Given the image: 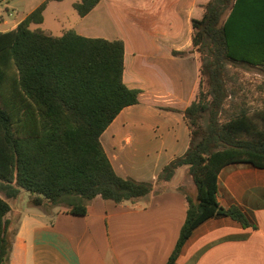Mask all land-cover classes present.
<instances>
[{
    "label": "trees",
    "instance_id": "obj_1",
    "mask_svg": "<svg viewBox=\"0 0 264 264\" xmlns=\"http://www.w3.org/2000/svg\"><path fill=\"white\" fill-rule=\"evenodd\" d=\"M99 1L78 0L73 8L84 17ZM46 5L0 31V264H8L13 244L9 201L22 192L33 206L83 216L98 196L122 204L153 189L117 175L101 143L121 111L140 103L141 91L123 80V42L32 29L43 23ZM191 26L201 66L196 97L180 111L189 147L162 168L157 183L187 166L197 197H187L185 223L166 264H176L207 219L247 225L240 210L218 202L223 167L246 162L264 169V97L256 106L240 82L242 69L264 76V0H210Z\"/></svg>",
    "mask_w": 264,
    "mask_h": 264
},
{
    "label": "crops",
    "instance_id": "obj_2",
    "mask_svg": "<svg viewBox=\"0 0 264 264\" xmlns=\"http://www.w3.org/2000/svg\"><path fill=\"white\" fill-rule=\"evenodd\" d=\"M65 1L38 0L12 22L0 17V31L14 29L44 2L43 18L52 3ZM209 1L100 0L84 17L77 14L65 32L124 44L123 80L141 91L140 103L121 111L101 143L117 175L150 182L153 189L122 204L98 196L83 216L59 208L23 210L24 203L9 201L6 218L14 238L8 264L167 263L185 223L187 197L195 200L197 191L187 166L167 183L158 184L157 176L189 147L180 111L196 97L201 66L191 21L203 16ZM257 96L252 98L264 97ZM141 148L146 154L135 155L133 149ZM217 199L225 210H240L247 225L231 217L207 219L193 230L176 264H264V169L226 165L217 177Z\"/></svg>",
    "mask_w": 264,
    "mask_h": 264
},
{
    "label": "rangeland",
    "instance_id": "obj_3",
    "mask_svg": "<svg viewBox=\"0 0 264 264\" xmlns=\"http://www.w3.org/2000/svg\"><path fill=\"white\" fill-rule=\"evenodd\" d=\"M36 1L38 0H0V17L7 19L10 22H12V20L19 19L23 17L24 14H26L30 10V8L35 5ZM74 1L76 0H66L65 2L61 3H52L50 10L43 18V23L40 25L32 26V29L39 27L43 30L51 31L54 35H62L65 30L70 28L71 22H73V20L77 18V11L72 6V3ZM13 9L18 12L14 16L10 17L7 10L12 11ZM241 74L242 78L240 79V82H242L243 84L244 91H246L249 97H251L250 99L253 101V103L258 106V102H256V99L258 100V98L252 97L257 96V94H260V96L264 95V76L257 70L242 69ZM206 87V85L203 86L204 89H206ZM133 150H135L134 154L138 156H143L146 154V148ZM26 201H28L27 194L25 192H22L20 196L15 201H13V203L18 206H21V204L24 203V206H21L23 210L27 208L30 210L33 209L34 211H38V208L31 204L25 206L26 204H28V202Z\"/></svg>",
    "mask_w": 264,
    "mask_h": 264
}]
</instances>
